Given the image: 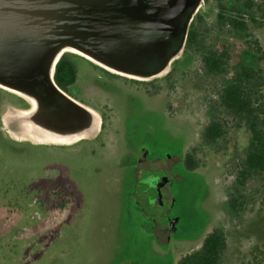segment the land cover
I'll list each match as a JSON object with an SVG mask.
<instances>
[{"label":"rangeland","instance_id":"374dc122","mask_svg":"<svg viewBox=\"0 0 264 264\" xmlns=\"http://www.w3.org/2000/svg\"><path fill=\"white\" fill-rule=\"evenodd\" d=\"M222 3L220 9L217 0H200L193 17L201 15L197 48L184 47L164 71L137 79L145 83L138 85L139 94L135 84L113 88L117 108L125 110L110 109L101 95L109 120L99 138L102 118L93 107L100 121L92 134L52 138L45 133H54L44 130L38 136V127L25 115L31 104L24 108V96L0 86V264H177L216 227L228 239L223 264H264V175L249 179L240 212L229 204L251 134L229 120L215 143L202 137L218 114L219 90L235 72L251 65L264 74L262 53L255 50L256 41L264 49V0ZM221 10L243 17L248 28L225 24ZM72 49L60 59L66 53L82 56ZM210 51L225 54L224 71L207 70L203 56ZM80 94L89 98L93 90ZM125 123L128 130L132 123L151 124L155 152L172 156L170 200L158 209L166 212L160 223L134 202L133 176L123 165L135 148L127 154L122 133L115 131ZM141 132H134L132 145H138ZM195 148L199 165L189 169L185 157Z\"/></svg>","mask_w":264,"mask_h":264},{"label":"water","instance_id":"95a60500","mask_svg":"<svg viewBox=\"0 0 264 264\" xmlns=\"http://www.w3.org/2000/svg\"><path fill=\"white\" fill-rule=\"evenodd\" d=\"M199 2L0 0V86L35 101L36 127L83 136L100 115L57 84L65 49L123 76L152 78L183 51Z\"/></svg>","mask_w":264,"mask_h":264},{"label":"trees","instance_id":"16d2710c","mask_svg":"<svg viewBox=\"0 0 264 264\" xmlns=\"http://www.w3.org/2000/svg\"><path fill=\"white\" fill-rule=\"evenodd\" d=\"M208 1V0H207ZM219 7L225 8L224 0H217ZM219 19L236 29L246 30L248 25L243 17L224 15L219 11ZM201 18L199 14L191 23L185 48H197L199 44V30L197 27ZM255 50L262 53L264 49L258 41ZM203 61L209 72H222L225 69L224 53L210 51L203 56ZM76 72L66 60L65 55L58 61L55 80L63 89L66 84L74 81ZM264 74L260 67L244 65L235 75L224 84L218 92V103L214 117L203 130V141L215 143L226 132L229 120L235 122V127L246 126L251 134L244 161L237 170L236 185L229 197V204L235 213L242 210L244 205V187L250 178L264 175ZM222 118V119H221ZM196 148L186 155L185 161L189 169H195L199 161L195 156ZM228 247L226 232L222 228H214L207 234L200 248L185 254L177 264H223V256Z\"/></svg>","mask_w":264,"mask_h":264},{"label":"flooded vegetation","instance_id":"af4514ba","mask_svg":"<svg viewBox=\"0 0 264 264\" xmlns=\"http://www.w3.org/2000/svg\"><path fill=\"white\" fill-rule=\"evenodd\" d=\"M65 58L70 64H72L76 72V76L73 82H71L70 84H66V86L63 87V90L73 99L89 107H93L100 112L102 118V126L100 128V132L96 137L99 138L100 135L103 133L104 128L108 125L107 120H109V115L106 112L107 110L101 107L99 104V101H101V95L103 97L107 96L108 101L111 103V107H109L110 109L121 111L119 109V107H121L122 110H125L123 109L122 105H119V107L117 108L119 102H117V99L112 94L113 88H116L118 87V85H121L126 86L128 89H131L132 87L130 86L135 84L136 92H134L133 89L132 92L139 94L140 88H138V85L145 83L144 81L140 82L137 79H130L121 74L108 71V69H106L105 67L99 65L98 63L90 60L85 56H78L74 55L73 53H66ZM83 61L85 63L81 65V62ZM83 70H98V72L86 71V74H83ZM86 77H88V80ZM83 78L85 79V81H83ZM151 83L153 82H148V84ZM90 88L93 90V94L90 95L89 98H81L80 93H82L83 90ZM150 96L156 97L154 96V94ZM23 104L24 108H28L30 102L25 100V103ZM123 117H126V114H123ZM148 123L141 124V127L140 124L138 125L136 123H132V131L128 130V125H126V123L124 124L125 126L123 124L121 126L120 124V126H116L115 131L117 133H122V142H124L123 148L127 152V154L131 151L130 148H135V155L132 156L130 159H127L129 161L126 165H123L127 168L125 170L131 173L133 176L131 191L132 196L134 197V202L139 207V209H141V212L142 214H144V216H146L148 219H151L152 222L157 224L162 222L161 218L163 219V215L166 214V212L160 213L158 209H161L162 211V209L165 208L168 200H170V195L167 186L170 180L168 178V173L171 172V170L173 169L172 166H170L169 162L172 156L168 155L167 153L162 154L155 152V146L153 145L155 143L154 131L151 128V124L149 125ZM133 127L135 128L134 130ZM140 130L142 132L138 134V145H132L133 138L131 137H134L135 131ZM56 135L63 137L65 136L60 131L56 132ZM82 143H86V141H82ZM59 147L60 146L57 145L56 148ZM185 165L187 167L186 161ZM151 205L157 209L155 212L148 211V208ZM154 230L155 233L158 232L155 226Z\"/></svg>","mask_w":264,"mask_h":264},{"label":"bare ground","instance_id":"6f19581e","mask_svg":"<svg viewBox=\"0 0 264 264\" xmlns=\"http://www.w3.org/2000/svg\"><path fill=\"white\" fill-rule=\"evenodd\" d=\"M72 51H76V50H73L72 49ZM77 52V51H76ZM80 54H82V53H80ZM82 55H85V54H82ZM86 56V55H85ZM9 90H11V91H14V92H16V93H18V94H20V95H22L19 91H16V90H12V89H9ZM28 101H31L32 102V108H31V110L30 111H26L25 112V115H28V114H30V113H32L33 111H34V109H35V107H36V103H35V101H33V100H31L29 97H27V96H25V95H23ZM98 127H99V119H98V117L95 115V119H94V122H93V125H92V127L89 129V130H87V132H85V135H90V134H92L94 131H96L97 129H98ZM38 129H39V131H38V136H41L42 134H44L45 133V131L43 132L42 131V129L41 128H39L38 127ZM46 135H48V136H50V137H52V138H54V137H60V136H58V135H56V134H54V135H52V134H49V133H45ZM70 138H74V137H70ZM69 138V139H70Z\"/></svg>","mask_w":264,"mask_h":264}]
</instances>
